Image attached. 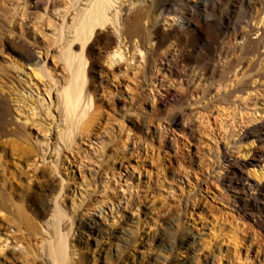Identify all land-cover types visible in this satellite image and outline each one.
<instances>
[{"label": "rangeland", "instance_id": "obj_1", "mask_svg": "<svg viewBox=\"0 0 264 264\" xmlns=\"http://www.w3.org/2000/svg\"><path fill=\"white\" fill-rule=\"evenodd\" d=\"M93 1L0 0V255L43 262L39 228L50 217L37 207L44 200L52 209L58 203L63 223L74 224L70 264H264V214L225 182L230 166H245V188L261 196L248 183L260 181L250 173L264 174V146L244 134L264 124V80L238 68L207 74L188 91L180 81L213 66L246 14L226 27L217 0H136L161 25L149 31L148 48L159 56L151 54L152 75L144 51L108 49L116 34L110 22L95 29L83 52L75 43L92 107L66 146L57 93L69 73L60 52ZM126 1L110 0V16ZM256 23L252 41L264 32V13ZM244 79L248 90L236 93ZM201 87L203 97L194 93ZM180 112L185 117L176 119Z\"/></svg>", "mask_w": 264, "mask_h": 264}, {"label": "bare ground", "instance_id": "obj_2", "mask_svg": "<svg viewBox=\"0 0 264 264\" xmlns=\"http://www.w3.org/2000/svg\"><path fill=\"white\" fill-rule=\"evenodd\" d=\"M110 0H95L88 6L87 9L80 11L77 20L74 22V37L71 41L65 45V50L60 52V60L66 65V70L69 73L68 79L64 82L62 89L58 91V98L61 102V115L63 118V124H65L64 135L61 137V142H64L68 146V141H72V135L78 130H82L86 122L84 120L89 115V110L92 107V95L90 91L85 89V70L83 66V60L80 55L74 54L72 46H78L83 52L88 41L94 35L96 28H103L108 22L112 23L116 32L112 41L108 44V49H119L121 45L130 49V52L144 51L147 56V68L148 75L154 73L155 60L153 59L157 55L158 48L149 50L148 46L153 41L149 37V31L157 29L159 26L158 21L149 19L142 6V3H138L136 0L126 1L119 4L117 11L110 16ZM199 6L203 12H206L208 5L204 1ZM216 12L220 13V20L226 27L232 25V17L236 16L240 12H244V20L239 21L236 24L233 35L229 36L225 42L219 48L218 54L211 58L213 66L204 69L205 73L202 75L195 74L192 77H188L183 74L180 81L185 84L187 91L194 86L196 82H204L206 75H219L235 72L238 68L243 71V74L247 72L246 77H253V79L260 78L264 80V52H260V47L264 42V32L258 40L252 41L250 34L252 32L259 33L258 25L253 26L259 17L264 13V0H217L213 6ZM186 21V19H184ZM7 45L12 47H18L20 52L30 57L34 55V51L31 46L22 43V46H18L16 40L6 38ZM118 54L116 51L114 55ZM152 54V55H151ZM172 55V53H169ZM107 55H110L108 53ZM134 55V54H133ZM121 58V55H119ZM158 56V55H157ZM156 56V57H157ZM132 57V54L130 55ZM159 57V56H158ZM162 58V57H161ZM161 60H165L163 57ZM115 62L109 60V65L112 66ZM157 67V64H156ZM158 68V67H157ZM162 69V67H161ZM190 78V79H189ZM242 80L240 83H235L236 93L245 92L249 88V83ZM155 82L159 85L163 81L158 77H155ZM211 88L210 91H213ZM205 88H194V93L197 96L203 97ZM209 95V94H208ZM206 95V96H208ZM187 96H190L187 93ZM185 97V99L187 98ZM192 99L195 95H191ZM229 99L224 96L221 103H228ZM185 114L183 112L177 113L175 118L183 119ZM175 118H173V124H175ZM256 138L258 142L264 146V124L258 126L253 131L246 132L244 139ZM231 171L225 178V182L230 184L233 189H241L245 195H247L250 207L258 213L264 214V184H261V180H264V174L261 172L260 176L256 172L250 173L255 179H259L256 183H248V186L253 187L261 193V196H254L245 188V184L241 173L245 166L232 165ZM264 169V168H263ZM241 173V174H240ZM253 190V189H252ZM39 216L44 215L50 217L43 224L39 231L42 235L41 246L38 248V256L43 262L34 264H70L71 263V251L76 248L75 245L69 241L70 237H74L75 230H73L74 224L65 225L64 220L66 215L62 212L58 203L55 202L54 209L49 206L44 200L38 204ZM245 208V207H244ZM243 208V209H244ZM71 219V218H70ZM29 228L33 227V222L26 219ZM29 221V222H28ZM46 225L47 228L43 225ZM27 225V226H28ZM81 226L90 228L94 232H99L100 226L95 222L81 224ZM46 229V231H45ZM76 235V234H75ZM78 235L76 241L80 240ZM1 238V235H0ZM69 241V242H68ZM17 247V244L15 245ZM72 246V247H71ZM74 246V247H73ZM74 251V250H73ZM72 251V252H73ZM23 254V253H22ZM73 254V253H72ZM80 262L82 257L80 255ZM17 258L13 255H0V264H17Z\"/></svg>", "mask_w": 264, "mask_h": 264}]
</instances>
